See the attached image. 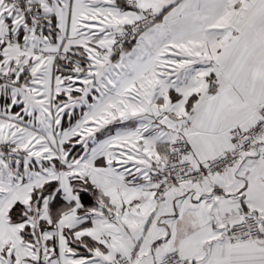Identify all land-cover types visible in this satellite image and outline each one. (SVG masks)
Wrapping results in <instances>:
<instances>
[{
    "label": "snow or ice",
    "instance_id": "6c2138e0",
    "mask_svg": "<svg viewBox=\"0 0 264 264\" xmlns=\"http://www.w3.org/2000/svg\"><path fill=\"white\" fill-rule=\"evenodd\" d=\"M0 264H264V0H0Z\"/></svg>",
    "mask_w": 264,
    "mask_h": 264
}]
</instances>
